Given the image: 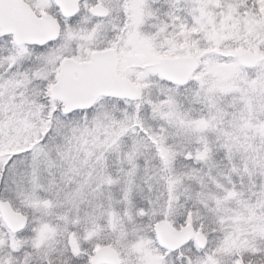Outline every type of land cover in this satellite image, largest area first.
Masks as SVG:
<instances>
[{
	"label": "snow or ice",
	"instance_id": "6c2138e0",
	"mask_svg": "<svg viewBox=\"0 0 264 264\" xmlns=\"http://www.w3.org/2000/svg\"><path fill=\"white\" fill-rule=\"evenodd\" d=\"M0 264H264V0H0Z\"/></svg>",
	"mask_w": 264,
	"mask_h": 264
}]
</instances>
